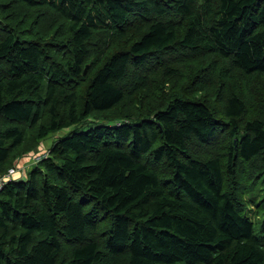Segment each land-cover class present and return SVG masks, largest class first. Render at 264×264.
Here are the masks:
<instances>
[{
  "label": "trees",
  "instance_id": "16d2710c",
  "mask_svg": "<svg viewBox=\"0 0 264 264\" xmlns=\"http://www.w3.org/2000/svg\"><path fill=\"white\" fill-rule=\"evenodd\" d=\"M0 25V176L106 119L1 189L0 264H264V0H0ZM208 57L233 68L221 116L189 96L143 115Z\"/></svg>",
  "mask_w": 264,
  "mask_h": 264
},
{
  "label": "rangeland",
  "instance_id": "374dc122",
  "mask_svg": "<svg viewBox=\"0 0 264 264\" xmlns=\"http://www.w3.org/2000/svg\"><path fill=\"white\" fill-rule=\"evenodd\" d=\"M35 17H36V15H35ZM32 21L33 20H30V19H28L26 21L27 25L24 24L26 30H29L30 28H32L34 26L32 24ZM2 32H3V27L0 25V33H2ZM34 33H37V29L35 30ZM53 37L54 36L51 35V38H53ZM201 59H198V60L195 59L194 61H189V63H188V59H186L185 61L180 60L182 62V64L179 65L178 68H176L177 73L173 74L171 76L168 75L167 78L165 79V82L163 83L164 85L161 84V88H162V91L164 93V98L162 100H161V97H156L155 99H153V104H156V105H154V106L152 105V107L150 109H149V106H147L146 107L147 110H143V112H145L143 115H146V113H147V114L153 116L154 115V113H153L154 109L157 108V106H160V104L163 100L174 98L176 96H181L183 98H187L189 96V98H192V99H195L198 101H204V102L208 103L213 108V110H215V112H217L218 116H221L223 113V108L222 107L219 108L217 103H218L219 99H223L224 92L219 91V88L221 87V83L231 81L230 69L232 67L229 66V62L226 63V61H223L221 58H219L220 66L218 69H215L214 66H211L212 61H214V59H212L211 57L205 58L204 60H201ZM191 62L197 64L195 67L198 68L199 65H202V66H205V69L204 70H202V69L198 70V69L193 67V64ZM88 67H89V65L85 68L86 73L88 71ZM225 72H228V74H229L228 78L229 79H225V77L223 78V73H225ZM235 72H236L235 76L236 77L239 76V79L241 82L240 83L238 80V86H242V87H240L241 93L245 94L246 96L249 97V91L245 87L250 84V86L253 88V86H255L256 84L251 82V79L248 81L245 74H243L239 71L238 72L235 71ZM220 74H221V79H220ZM161 75H165V74H161ZM262 78L264 80V76ZM242 83H243V85H241ZM243 86H245V87H243ZM256 100H257L256 98L252 99L251 109L245 115V117H244L245 119H250V118H253V116H255V112H256L257 106H258V103L255 104ZM150 101H151V99H150ZM148 103H149V101L146 103V105ZM138 115H140V113ZM102 117H104V116L101 115V117L98 118L95 115H93V116L88 117L80 125H77V126L74 125V126L59 130L55 133H52L47 138L41 140L39 143V146H36L32 150L30 149L28 151V153H26L27 155H25L24 157L18 158V161L22 158L27 159L29 157V159H30L29 164H31L30 167L33 165H36L39 160H41L42 158H45L49 155L50 149H51L49 147V145L53 141L57 140L59 137H64L66 135H69L74 131L86 130L89 127L93 126L94 122L101 124L102 122L106 121V119L100 120ZM138 119L139 118H137V116H135V117L129 118L128 121H135L136 122ZM230 128H231V126L228 127L229 131H230ZM18 161H17V164H18ZM262 170L264 171V168ZM259 180H260V182H259L260 183V186H259L260 192H259V187L257 189H255V191H254V193H256V194L258 193L260 196L257 201L264 199V176H261ZM245 200L250 201L248 196ZM254 207L257 208L256 205H254ZM261 216H262L261 221H264V214H261ZM258 220H256L257 228H259V225H260V222Z\"/></svg>",
  "mask_w": 264,
  "mask_h": 264
},
{
  "label": "crops",
  "instance_id": "0c3cea01",
  "mask_svg": "<svg viewBox=\"0 0 264 264\" xmlns=\"http://www.w3.org/2000/svg\"><path fill=\"white\" fill-rule=\"evenodd\" d=\"M62 137H59L57 140H55V141H53L50 145H49V147L50 148H52L53 147V144L56 142V141H58L59 139H61ZM30 163V159H29V157L26 159V158H24V159H21V161H19V163L17 164V166H16V168L17 169H19V171H18V173L15 175L16 176V178H23V179H25V175L27 174V172L34 166H31L30 167V165L31 164H29ZM30 167V168H29ZM19 174V175H18ZM18 176V177H17Z\"/></svg>",
  "mask_w": 264,
  "mask_h": 264
},
{
  "label": "built area",
  "instance_id": "2783aa9c",
  "mask_svg": "<svg viewBox=\"0 0 264 264\" xmlns=\"http://www.w3.org/2000/svg\"><path fill=\"white\" fill-rule=\"evenodd\" d=\"M36 163V162H35ZM19 169L16 167L11 168L6 174L0 176V191L8 183V181L14 179Z\"/></svg>",
  "mask_w": 264,
  "mask_h": 264
},
{
  "label": "bare ground",
  "instance_id": "6f19581e",
  "mask_svg": "<svg viewBox=\"0 0 264 264\" xmlns=\"http://www.w3.org/2000/svg\"><path fill=\"white\" fill-rule=\"evenodd\" d=\"M3 189V188H2ZM1 193V192H0Z\"/></svg>",
  "mask_w": 264,
  "mask_h": 264
}]
</instances>
